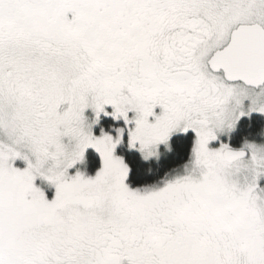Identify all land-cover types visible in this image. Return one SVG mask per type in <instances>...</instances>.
I'll return each mask as SVG.
<instances>
[{
	"label": "snow or ice",
	"instance_id": "1",
	"mask_svg": "<svg viewBox=\"0 0 264 264\" xmlns=\"http://www.w3.org/2000/svg\"><path fill=\"white\" fill-rule=\"evenodd\" d=\"M106 105L145 159L194 133L182 174L130 188ZM254 114L264 0H0V264H264V127L231 143Z\"/></svg>",
	"mask_w": 264,
	"mask_h": 264
},
{
	"label": "trees",
	"instance_id": "2",
	"mask_svg": "<svg viewBox=\"0 0 264 264\" xmlns=\"http://www.w3.org/2000/svg\"><path fill=\"white\" fill-rule=\"evenodd\" d=\"M109 119V118H108ZM105 122V120H104ZM260 125V126H259ZM260 129H258L259 127ZM263 126L262 117L253 115L251 121L245 118L237 127L236 134L231 142L237 143L244 140L257 138ZM241 136H245L243 139ZM256 136V137H254ZM193 140L192 132L175 133L170 137L171 150H165L159 158L144 159L137 150L129 148L126 144L118 147V153L128 165L130 171L127 177L128 186H144L157 183L162 177L180 168L187 159L188 151ZM126 142V141H125ZM93 149H87L84 154L87 170H95L99 165V158Z\"/></svg>",
	"mask_w": 264,
	"mask_h": 264
},
{
	"label": "rangeland",
	"instance_id": "3",
	"mask_svg": "<svg viewBox=\"0 0 264 264\" xmlns=\"http://www.w3.org/2000/svg\"><path fill=\"white\" fill-rule=\"evenodd\" d=\"M113 111L114 110H113L111 105H106L105 106V112H107L109 114L105 115L104 112H101L100 115H99L98 121H97L96 114L93 112V110L91 108H88V109L85 110V117L87 118V123L92 125L93 134L96 135L97 137H99V136L102 135L101 130H103V133L111 135L114 138V140H115L117 138H120V133L117 132V129H123L124 131H123V136L121 138V142L119 144H117V146H116V148L114 150V155H116L117 157L122 158V156L117 154V153H118V147L120 145H123V143H124L129 148L137 150L138 153H140L141 156L144 158L143 154L139 151V145H137L134 148L129 146L128 127L129 126H134V125H126V122H125V120L122 117L114 118L111 115V113ZM132 115H133L132 113L129 114V118L130 119H131ZM262 119H263V126H261V127H264V117H262ZM104 120H105V122H104ZM175 133H181V132L177 131V132H174L173 134H175ZM192 134H193V138H194V133H192ZM254 137H256V136H254ZM88 149H93L95 151V153H97L96 155H98V158H99V165H97L98 167L95 170L90 172L89 170H87V167H86L87 164H86V162L83 159L82 162H78L72 169L69 170L70 174H75V172L77 170H79L81 173H83L87 177H94L96 175V173L98 172V170L102 166V160H101L100 154L94 148L89 147ZM165 150H168L165 147V145L164 144H160L158 146L157 154L153 155V156H150L148 159H150V158H159V156L161 154H163V152ZM17 163L21 167L24 166L23 162L18 161ZM182 172H183V165L180 168H178L177 170L172 171L171 173H168L167 175L162 177L157 183H154L153 185H144V186H136V187L129 186V187L132 188V189H138V188H159V187L163 186V184H164V182L166 180L171 179V178H173L174 176H176L178 174H182ZM126 183L128 184L127 180H126ZM37 186L42 188V190L45 192V194L48 197V199H52L54 197L55 187L53 185L48 184L47 181H43V182L38 181L37 182Z\"/></svg>",
	"mask_w": 264,
	"mask_h": 264
},
{
	"label": "flooded vegetation",
	"instance_id": "4",
	"mask_svg": "<svg viewBox=\"0 0 264 264\" xmlns=\"http://www.w3.org/2000/svg\"><path fill=\"white\" fill-rule=\"evenodd\" d=\"M157 112H159V109H157ZM130 114H131V113H130ZM259 126H260V125H259ZM259 126H258V127H259ZM258 129H260V127H259ZM236 131H237V130H236ZM236 131H235L234 133H232V137H233L234 134H235V136H237ZM190 132H191V131H190ZM244 137H245V136H241L240 138L243 139ZM242 141H243V140H242ZM242 141L237 142V143H232V142H231V143H232V146H233V147H239Z\"/></svg>",
	"mask_w": 264,
	"mask_h": 264
}]
</instances>
